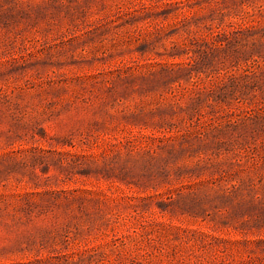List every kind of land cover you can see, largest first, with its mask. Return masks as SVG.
Returning a JSON list of instances; mask_svg holds the SVG:
<instances>
[{"label": "rangeland", "instance_id": "obj_1", "mask_svg": "<svg viewBox=\"0 0 264 264\" xmlns=\"http://www.w3.org/2000/svg\"><path fill=\"white\" fill-rule=\"evenodd\" d=\"M0 264H264V0H0Z\"/></svg>", "mask_w": 264, "mask_h": 264}]
</instances>
